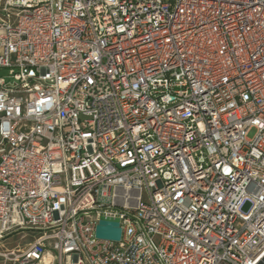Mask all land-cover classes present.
<instances>
[{
	"label": "built area",
	"instance_id": "2783aa9c",
	"mask_svg": "<svg viewBox=\"0 0 264 264\" xmlns=\"http://www.w3.org/2000/svg\"><path fill=\"white\" fill-rule=\"evenodd\" d=\"M2 69L0 264H264V0H0Z\"/></svg>",
	"mask_w": 264,
	"mask_h": 264
},
{
	"label": "water",
	"instance_id": "95a60500",
	"mask_svg": "<svg viewBox=\"0 0 264 264\" xmlns=\"http://www.w3.org/2000/svg\"><path fill=\"white\" fill-rule=\"evenodd\" d=\"M95 236L98 240L120 242L122 237L120 220L102 216L96 227Z\"/></svg>",
	"mask_w": 264,
	"mask_h": 264
},
{
	"label": "rangeland",
	"instance_id": "374dc122",
	"mask_svg": "<svg viewBox=\"0 0 264 264\" xmlns=\"http://www.w3.org/2000/svg\"><path fill=\"white\" fill-rule=\"evenodd\" d=\"M0 76L7 77L8 69H2L0 72ZM254 134L255 132H252L250 137H253ZM36 235L37 233L32 232V231L20 232V233L14 234L11 237L6 238L5 240L0 241V247H1V244L5 245L7 248L15 247L18 244L24 245L28 242H31Z\"/></svg>",
	"mask_w": 264,
	"mask_h": 264
}]
</instances>
